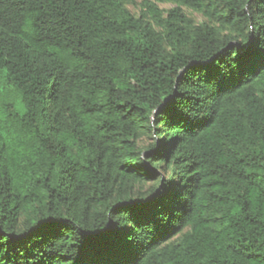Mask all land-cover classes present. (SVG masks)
Wrapping results in <instances>:
<instances>
[{"label": "trees", "instance_id": "16d2710c", "mask_svg": "<svg viewBox=\"0 0 264 264\" xmlns=\"http://www.w3.org/2000/svg\"><path fill=\"white\" fill-rule=\"evenodd\" d=\"M132 2L0 0V264H264V0Z\"/></svg>", "mask_w": 264, "mask_h": 264}, {"label": "rangeland", "instance_id": "374dc122", "mask_svg": "<svg viewBox=\"0 0 264 264\" xmlns=\"http://www.w3.org/2000/svg\"><path fill=\"white\" fill-rule=\"evenodd\" d=\"M158 7L164 12V16L167 15V12L170 10H173L177 8V5H174L172 3H158ZM128 8L136 15L137 17L141 16L142 13L147 11L146 8V0H133L132 3L128 4ZM187 17L192 19L196 24H202L206 22V18L199 13L193 12L187 8L183 9ZM148 140H146L147 144Z\"/></svg>", "mask_w": 264, "mask_h": 264}, {"label": "snow or ice", "instance_id": "6c2138e0", "mask_svg": "<svg viewBox=\"0 0 264 264\" xmlns=\"http://www.w3.org/2000/svg\"><path fill=\"white\" fill-rule=\"evenodd\" d=\"M189 71L194 73L195 69L194 68L189 69ZM169 104H172V101H170ZM165 107H168V105H166ZM44 227H46L52 231H55L60 227V225L58 223H56L55 221H52V222H49L48 224L44 225Z\"/></svg>", "mask_w": 264, "mask_h": 264}]
</instances>
